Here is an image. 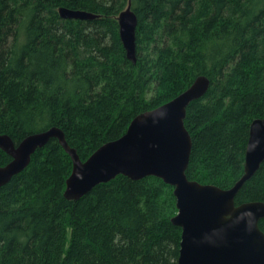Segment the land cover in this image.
Wrapping results in <instances>:
<instances>
[{
    "label": "trees",
    "instance_id": "trees-1",
    "mask_svg": "<svg viewBox=\"0 0 264 264\" xmlns=\"http://www.w3.org/2000/svg\"><path fill=\"white\" fill-rule=\"evenodd\" d=\"M128 1L0 0V134L17 145L56 127L84 162L204 75L209 90L184 120L186 176L231 188L243 174L250 124L264 118V0H130L135 65L118 34ZM61 7L98 18L63 20ZM9 161L0 150V166ZM71 170L51 139L0 188V264H177L172 187L117 176L70 201ZM254 201L264 202V161L235 197L236 206Z\"/></svg>",
    "mask_w": 264,
    "mask_h": 264
},
{
    "label": "water",
    "instance_id": "water-1",
    "mask_svg": "<svg viewBox=\"0 0 264 264\" xmlns=\"http://www.w3.org/2000/svg\"><path fill=\"white\" fill-rule=\"evenodd\" d=\"M58 14L63 20L98 18L64 7L58 9ZM117 23L126 58L135 65L138 21L130 0L117 16ZM209 86L206 76H197L173 100L134 117L124 135L99 147L84 162L59 128L28 135L17 145L8 135L0 134V150L10 158L0 166V188L29 166L37 150L56 139L72 162L63 192L65 199L78 201L117 176L135 182L154 177L172 187L176 200L177 213L171 223L181 230L177 264H264V233L259 228L264 202L235 204L240 189L264 161V118L250 124L243 174L231 188L202 185L186 176L192 149L184 125L186 111L192 102L206 95Z\"/></svg>",
    "mask_w": 264,
    "mask_h": 264
},
{
    "label": "rangeland",
    "instance_id": "rangeland-1",
    "mask_svg": "<svg viewBox=\"0 0 264 264\" xmlns=\"http://www.w3.org/2000/svg\"><path fill=\"white\" fill-rule=\"evenodd\" d=\"M152 96V92H150L149 94H148V97H151Z\"/></svg>",
    "mask_w": 264,
    "mask_h": 264
},
{
    "label": "bare ground",
    "instance_id": "bare-ground-1",
    "mask_svg": "<svg viewBox=\"0 0 264 264\" xmlns=\"http://www.w3.org/2000/svg\"><path fill=\"white\" fill-rule=\"evenodd\" d=\"M81 22V21H80Z\"/></svg>",
    "mask_w": 264,
    "mask_h": 264
}]
</instances>
